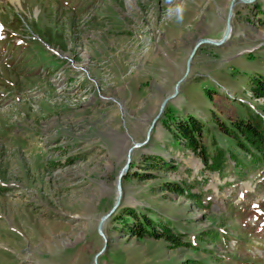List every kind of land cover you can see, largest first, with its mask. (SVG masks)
<instances>
[{"label":"rangeland","instance_id":"1","mask_svg":"<svg viewBox=\"0 0 264 264\" xmlns=\"http://www.w3.org/2000/svg\"><path fill=\"white\" fill-rule=\"evenodd\" d=\"M230 1L0 0V264H92L127 149L145 139L195 42L221 38ZM232 28L227 45L198 47L133 152L98 264H264V166L213 120L264 108L251 93L264 77V0L236 3ZM189 116L206 127L209 160L224 151L219 169L173 136ZM127 208L174 240L134 237Z\"/></svg>","mask_w":264,"mask_h":264},{"label":"trees","instance_id":"2","mask_svg":"<svg viewBox=\"0 0 264 264\" xmlns=\"http://www.w3.org/2000/svg\"><path fill=\"white\" fill-rule=\"evenodd\" d=\"M251 93L254 99L264 98V77L257 76L252 79ZM213 120L219 131L226 136L236 148L250 155L247 163L264 166V108L260 114L251 112L247 117L239 118L236 121L218 122L216 118ZM175 127L176 128L172 130L175 139L182 140L186 147L201 158L209 169H219L218 165L224 157V151H219V153H216L215 156L209 160L207 147L200 142L204 136V129H206L202 121L193 116H189L183 121L180 120L176 122ZM232 158L235 162L237 161L234 156H232ZM146 159L155 158L149 157ZM164 165H166V163H164ZM213 165L214 167H212ZM166 189L170 191H175L176 189L180 194L184 193V187H178L176 184H167ZM126 211L125 223H133L131 229H129L130 227L128 226L126 228L134 237L143 238L144 236H150L154 239H164L167 242L174 240V236L170 234L168 227L162 226V233H157L154 225L155 222L151 218L145 215H142L140 218L136 215L133 208H127ZM239 264L241 263L239 262Z\"/></svg>","mask_w":264,"mask_h":264},{"label":"water","instance_id":"3","mask_svg":"<svg viewBox=\"0 0 264 264\" xmlns=\"http://www.w3.org/2000/svg\"><path fill=\"white\" fill-rule=\"evenodd\" d=\"M256 0H231L229 7H228V11H227V15L225 18V25H224V31L222 33V36L220 39L215 40V39H210V38H200L198 39L193 48L191 49L189 56L185 62V71L183 76L175 83L174 88H173V92L166 96L165 98H163V100L161 101L159 108H158V112L155 115V117L151 120L149 127L146 130V134H145V139L142 142H133L130 147L127 149L126 151V155H125V163L122 166V168L120 169V171L118 172L117 176H116V180H115V192H116V196H115V200L114 203L111 207V209L104 214L103 216L100 217V219L98 220L97 226H96V231L98 233V235L103 239V248L100 250V252H98L94 257H93V261L92 264H98V257L103 253V251L106 248V238L104 236V232H103V227L105 222L112 216L114 215V213L117 211V209L120 207L121 201H122V196H123V190H122V179L127 175L128 170H129V165L131 162V156L133 154V152L136 149H139L141 147H143L144 145H146L151 137L152 134V130L154 129L155 124L157 123V121L159 120L161 114L163 113L166 104L171 101L172 99H174L176 97V95L178 94V88L180 86V84L184 81V79L186 78V76L188 75L189 71H190V66H191V62L192 59L194 57V55L196 54V51L198 49L199 46L201 45H208V46H212V47H218L221 48L225 45H227L229 43L230 37L232 35L233 32V28H232V16H233V8L235 6L236 3L239 4H251L253 2H255Z\"/></svg>","mask_w":264,"mask_h":264},{"label":"clouds","instance_id":"4","mask_svg":"<svg viewBox=\"0 0 264 264\" xmlns=\"http://www.w3.org/2000/svg\"><path fill=\"white\" fill-rule=\"evenodd\" d=\"M171 11V10H170ZM183 5H177L175 8V19L177 22H180L183 19Z\"/></svg>","mask_w":264,"mask_h":264}]
</instances>
